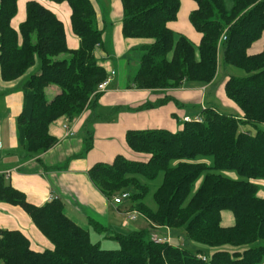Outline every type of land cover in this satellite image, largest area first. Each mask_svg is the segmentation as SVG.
<instances>
[{
    "label": "trees",
    "instance_id": "trees-1",
    "mask_svg": "<svg viewBox=\"0 0 264 264\" xmlns=\"http://www.w3.org/2000/svg\"><path fill=\"white\" fill-rule=\"evenodd\" d=\"M50 1L69 3L73 31L81 40L79 48H69L64 23L38 1L27 2V17L16 30L11 22L18 0H0L2 78L15 81L28 74L22 85L23 109L17 118L19 144L28 157L40 156L57 143L51 133L57 121L65 119L69 124L94 106L102 94H95L97 87L109 75L96 55L103 44V30L98 27L92 0ZM121 1L123 36L149 40L132 49L140 54L137 58L129 53L124 56L128 63L136 62L128 88L161 91L186 82L208 85L217 77L223 49L229 70L225 91L243 117L209 106L199 119H184L178 131L130 129L128 146L148 154L147 160L118 154L112 162L91 166L90 179L108 199L131 190L133 209L151 222L149 230L112 233L110 237L120 244L118 249L93 242L90 230L66 215L60 198L36 205L0 174V202L21 206L54 244L53 249L37 251L20 230L0 228V264H264V196L258 194L253 181L264 179V47L258 53L250 52L264 36V0H233L230 10L224 0H194L196 8L189 19L201 34L199 44L171 27L178 20L181 0ZM224 34L227 39L222 41ZM62 54L69 56L61 58ZM230 66L246 75H234ZM50 85L60 87L51 98L47 95ZM171 99L147 103L138 110ZM92 147L89 136L83 151L73 158L84 157ZM198 156H211L214 165L191 161ZM175 160L178 163L173 166ZM211 168L236 170L243 178L208 171L190 197L195 181ZM160 172L163 180L153 192L154 209L147 199L153 190L149 182ZM224 212L233 215V225L223 224ZM89 223L99 233L108 230L94 219ZM158 228L175 230L214 250L207 256L157 242L153 236Z\"/></svg>",
    "mask_w": 264,
    "mask_h": 264
},
{
    "label": "crops",
    "instance_id": "crops-1",
    "mask_svg": "<svg viewBox=\"0 0 264 264\" xmlns=\"http://www.w3.org/2000/svg\"><path fill=\"white\" fill-rule=\"evenodd\" d=\"M28 1L31 0H18L17 2L18 11L11 22L16 30H19L20 24L27 17ZM36 1L53 11L64 23L69 48H79L81 40L73 31L72 9L69 3H57L50 0ZM107 1L106 4L111 5V16L117 15L120 18V15L124 14L122 1ZM92 2L97 11V20L100 26H103L107 16L106 9L103 7L104 0H92ZM195 8V1L190 0L187 4V11L191 13ZM179 19L180 17L171 24V27L177 33L189 37L195 44H199L201 34L193 27L190 19L188 23L185 16L184 25L178 23ZM122 22L119 20L114 25L112 35L105 33L104 26L101 28L103 44L96 50V55L102 65L109 74L115 71V77L112 78L107 90L98 97L94 106L69 123L74 135L67 134L64 128V124L67 123L65 119L57 121L51 127V133L58 138V141L40 156L28 157L18 140L17 118L23 109L22 85L28 74L15 81H5L2 78L0 67V143L2 145L0 174H4L6 180L14 187L25 192L27 199L36 205H44L49 202L51 195H57L65 205L66 215L81 227L89 229L90 232L93 230L89 223L91 219L100 222L108 228L106 232L110 233L119 232L118 227L134 228V230L150 229L151 222L142 215L131 221L138 222L139 227H134L131 223L127 226L124 222L122 224L123 216L127 211H131L129 201L127 200L122 205H115L113 200L108 199L99 190L88 174L89 169L96 162H112L118 154L131 155L132 150L126 142L128 130L163 128L178 131L185 117L197 119L202 115V110L209 106L219 108L239 118L243 117V111L227 96L225 91L229 70L225 68L223 55L219 58L217 77L208 85L186 82L181 87L161 91L128 88L130 81L128 69L132 65L135 68L136 62L130 64L122 57L149 40L125 38L122 33ZM109 39L113 40V46ZM252 47L253 52L251 53L260 52L264 47V36ZM113 54L118 59L115 64L110 61ZM32 70L36 71L37 67ZM49 89H52L50 94L52 97L59 92L57 88ZM166 97L172 99L164 105L138 110L139 106L155 103ZM117 107H122L118 111L117 119H110L109 122L101 121L103 117H106L105 114H109L111 109ZM124 107L128 109L123 110ZM89 136L93 137L92 149L84 157L73 158L83 151L85 140ZM224 214L225 217L226 215L233 217L230 212H224L223 217ZM0 228L20 230L29 238L34 250L43 251L54 248V244L19 205L0 202ZM156 232L160 236H166L168 233L179 235L175 230L167 228H158Z\"/></svg>",
    "mask_w": 264,
    "mask_h": 264
},
{
    "label": "rangeland",
    "instance_id": "rangeland-1",
    "mask_svg": "<svg viewBox=\"0 0 264 264\" xmlns=\"http://www.w3.org/2000/svg\"><path fill=\"white\" fill-rule=\"evenodd\" d=\"M225 1V5L227 7V9H231L232 6H233V0H224ZM108 1L107 0H104V9L105 10V13L107 14L106 18H105V24H103V26L105 27V33H108L109 35H112L113 32H114V25L116 23L120 21H123V18H124V14H122V16L120 15V18H118V16L116 15L115 17H112L111 16V5H107ZM188 2H190V0H182V6H181V10L179 12V16L178 18L180 17L179 19V22L180 24H185V20H184V17L186 16L187 17V22L189 23V14L190 12L187 11V4ZM100 3V2H99ZM99 7L100 4H99ZM97 24H98V27L99 28H103V26H100V23H99V20H97ZM179 35L177 34L176 35V38H178ZM109 41L111 42V45L113 46L112 44V39H109ZM253 48V47H252ZM250 49V52H253V49ZM140 53H142L140 51ZM129 54H132L134 56V58H137L138 55V51L137 50H131L129 52ZM220 57L222 58V55H223V49H220V53H219ZM69 56L68 54H62L60 55L61 58H65ZM219 57V58H220ZM124 60H126L125 57H122ZM110 61L113 62V64L117 63L118 59L116 58V56L113 54L111 57H110ZM106 61H104L105 63ZM228 66V65H227ZM229 68H231V71L233 70V74L236 75V76H245L246 75V72L243 71L242 69H239V68H235V67H232L230 66ZM135 69L134 66H130V68L128 69L129 73H130V77L133 75V73L135 72ZM115 75H113L112 78H114ZM49 88H57L58 90H60V87H58L57 85H50ZM47 89V95L49 98H51L52 96L50 95L51 92H52V89ZM122 107H117V108H114V109H111L110 113L109 114H105L106 117H103L101 119V121H105V122H109L110 119H117V114H118V111L121 110ZM128 108H123V110H127ZM182 125V123H181ZM263 128L261 129H264V125H261ZM260 126V127H261ZM244 127V126H243ZM250 128L253 130V131H256V128L255 127H252L250 126ZM177 131V130H176ZM131 155H126L127 157H130V158H133V159H141V160H147L149 155L148 154H145V153H141V154H137V153H134L132 151H130ZM191 161H194V162H205L211 166L214 165V159L211 157V156H198L194 159H191ZM178 163V161H173L172 162V165L175 166L176 164ZM214 172V173H219V174H222L226 177H230V178H233V179H242L243 177L236 171V170H229V169H215V168H211L209 170H207L206 172H204L203 174H201V176L195 181V183L193 184V187H192V191H191V195L190 197L196 192V190L200 187V185L202 184L203 180H204V177L206 175L207 172ZM162 180H163V173L160 172L158 178L155 180V181H151L149 182L153 188L152 192L148 195V203L149 205H151L152 208L156 209L157 208V204L155 202V199L153 197V192L154 190L162 183ZM254 182H256V184L258 185V194L260 196H264V179L262 178H257V179H254L253 180ZM123 192H132L131 190H126V191H122L120 193H123ZM119 193V194H120ZM118 195V194H117ZM129 203H130V209L131 211H133V202L131 200H128ZM130 211H127L126 213H128ZM127 214H125L123 216V221H122V224L124 221L127 220ZM233 218V217H232ZM230 217H225V214H224V217H223V223L224 224H227V225H230V224H233L234 223V218L232 219ZM120 223V222H119ZM131 223V225H133L134 227H139L138 226V222H129ZM119 229V232H122V233H129L131 231L134 230V228H121V227H118ZM146 229V228H144ZM140 230V229H139ZM177 232V231H175ZM182 232V231H181ZM91 238H92V241L93 242H98L100 243L101 247L102 248H105V249H118L120 247V244L118 242L117 239H114V238H111V234L110 232H102V233H99L97 231H95V229H93L91 231ZM171 234V233H170ZM176 234H179L178 232ZM172 237V241L171 243H173L174 245H178V246H183L187 249H190L191 251L197 253L199 251H202V253L206 254L207 256H209L214 248H211L210 246H207V245H203V244H199V243H196V242H193L191 241L190 239H188L186 236H181V235H175V234H172L171 235Z\"/></svg>",
    "mask_w": 264,
    "mask_h": 264
},
{
    "label": "built area",
    "instance_id": "built-area-1",
    "mask_svg": "<svg viewBox=\"0 0 264 264\" xmlns=\"http://www.w3.org/2000/svg\"><path fill=\"white\" fill-rule=\"evenodd\" d=\"M226 39H227V37H226V35L224 34V35L222 36V41H224V40H226ZM113 75H115V71H112V72L108 75V77L98 85L95 94H97V93H103V92H105V91L107 90L109 84H110L111 81H112V77H113ZM184 119H185V120H191L190 117H185ZM198 119H199V117H198ZM64 128H65V130H66V132H67L68 135H71V136H72V135L75 134L74 131L72 130V128L70 127V125H69L68 123H65V124H64ZM1 148H2V145H1V143H0V149H1ZM130 197H131L130 192H123V193H120V194H118L117 196H115V197L113 198V203H114L115 205H122V204H123L124 202H126L127 200H130ZM57 199H59V197H58L57 195H51L50 198H49V201H53V200H57ZM126 214H127L128 216H127V220L124 221V225H125V226H127V225L129 224L130 221H134V220H136L137 217H138L139 215H141V214H140L138 211H136V210L130 211V212L126 213ZM153 238H154V240L157 241V242H169V243H171V241H172V237H171V234H170V233H168L166 236H160V235L156 232V233L154 234ZM201 257L203 258V260H207V257H206V256H201Z\"/></svg>",
    "mask_w": 264,
    "mask_h": 264
}]
</instances>
